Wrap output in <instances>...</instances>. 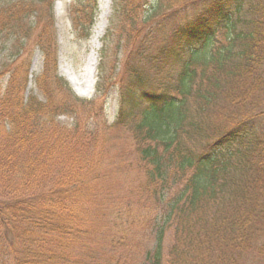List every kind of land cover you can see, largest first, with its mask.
Masks as SVG:
<instances>
[{"label": "trees", "instance_id": "obj_1", "mask_svg": "<svg viewBox=\"0 0 264 264\" xmlns=\"http://www.w3.org/2000/svg\"><path fill=\"white\" fill-rule=\"evenodd\" d=\"M187 3L196 9L194 20L179 23L173 42L161 45L156 55L147 39L133 49L129 79L121 86L120 119L136 136L145 169L142 193L155 205L146 224L154 239L142 264H243L264 236V110L258 107L264 88V0ZM162 10L153 6L145 20ZM239 21L244 29L237 28ZM220 27L226 31L224 44L215 36ZM49 58L46 51L35 79L46 103L24 100L27 77L15 78V71L0 92V264H110L105 249L120 244L115 238H101L107 245L90 253L71 247L91 228V215L80 217L78 196L91 195L98 177L86 179L91 164L84 160L83 140L69 137L78 126L68 130L57 122L59 115L79 120L76 108L85 101ZM167 58L181 64L176 81L138 95L135 88L147 81L145 69L158 68ZM99 71L105 72L103 64ZM113 226L124 229L120 221ZM120 257L127 261L123 253Z\"/></svg>", "mask_w": 264, "mask_h": 264}, {"label": "rangeland", "instance_id": "obj_2", "mask_svg": "<svg viewBox=\"0 0 264 264\" xmlns=\"http://www.w3.org/2000/svg\"><path fill=\"white\" fill-rule=\"evenodd\" d=\"M187 1L190 0H112L106 27L94 47L96 85L90 94H78L63 75L62 63L65 60L76 68H82L87 62L101 13V0H0V92L8 86L10 72L15 71V78L27 77L26 89L22 93L24 100L35 98L46 103L45 95L36 88L35 79L43 72L48 51L49 65L56 68L58 76L69 84L74 95L85 101V106L76 108L79 120L70 115L57 116V122L65 129L75 130L78 126L76 132L69 131L73 135L69 137L83 140L82 154L87 164H91L88 166L91 176L86 179L93 181V176L98 177L92 184L91 195L83 192L78 196L80 217L90 214L88 223L91 228L82 239L71 243V247L90 253L107 245L101 244V238H115L120 246L109 244L105 249L108 254L105 258H109L110 264H142L145 250L154 239L146 224L154 217L155 205L151 197L142 193L145 169L137 151L136 136L128 123L119 119L123 108L121 86L123 83L127 85L129 79L126 67L142 41L147 39L151 42L150 51L156 55L161 45L173 42L172 31L179 23L194 20L196 9ZM158 4L163 8L161 15L146 21L144 13ZM239 14L243 16L244 9ZM235 16L236 13L230 18ZM89 18H92L90 25L87 24ZM244 26L242 21L237 24L238 29H244ZM222 28L216 29L215 36L224 44L226 31ZM104 49L105 58L102 57ZM166 61L158 68L145 69L147 81L135 88L138 95L146 88L155 91L159 90V84L176 81L181 64L168 58ZM101 64L105 69L103 74L99 71ZM262 72L264 76V67ZM119 75H122V80ZM118 77L117 83L112 84ZM259 95L258 107L264 110V88ZM262 123L264 125V120ZM99 174L104 178L102 181ZM128 204L132 205L130 212ZM109 220L113 224L120 221L126 229L114 228ZM171 238L172 233H168L164 240L166 253L171 246ZM258 243L259 247L242 260L243 264H264V236H260ZM124 244L132 245V249ZM61 247L66 248L63 243ZM121 252L126 255V262L124 257H120ZM81 262L88 263L89 258L81 259Z\"/></svg>", "mask_w": 264, "mask_h": 264}, {"label": "bare ground", "instance_id": "obj_3", "mask_svg": "<svg viewBox=\"0 0 264 264\" xmlns=\"http://www.w3.org/2000/svg\"><path fill=\"white\" fill-rule=\"evenodd\" d=\"M111 1L112 0H101V13L91 40V53L85 65L82 68H76L74 65L63 60L62 73L66 76L78 94H90L96 85L97 57L94 47L100 34L106 27V18L109 13L108 10Z\"/></svg>", "mask_w": 264, "mask_h": 264}]
</instances>
